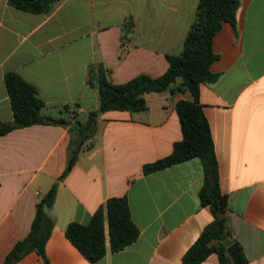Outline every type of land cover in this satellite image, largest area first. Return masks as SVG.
<instances>
[{
	"label": "crops",
	"instance_id": "0c3cea01",
	"mask_svg": "<svg viewBox=\"0 0 264 264\" xmlns=\"http://www.w3.org/2000/svg\"><path fill=\"white\" fill-rule=\"evenodd\" d=\"M199 0H60L48 14H34L0 0V121L13 120L5 75L34 85L42 114L85 122L99 108L87 84L102 63L114 84L139 74L163 75L168 56L179 55ZM135 27L122 46L127 17ZM219 59L215 83L200 87L228 198V225L249 264H264V0H240L235 26L224 23L214 39ZM147 109L110 110L67 169L70 134L59 125H34L0 137V264L30 232L37 203L58 183L49 210L55 227L46 245L49 264H91L66 237L71 222L88 224L112 197H126L140 231L125 249L109 250L95 264H183L188 249L213 220L203 207L202 162L193 158L144 174L143 167L171 154L183 139L177 102L190 92L145 94ZM16 264H44L31 252ZM202 264H220L216 253Z\"/></svg>",
	"mask_w": 264,
	"mask_h": 264
},
{
	"label": "trees",
	"instance_id": "16d2710c",
	"mask_svg": "<svg viewBox=\"0 0 264 264\" xmlns=\"http://www.w3.org/2000/svg\"><path fill=\"white\" fill-rule=\"evenodd\" d=\"M60 0H9V5L18 10L48 14ZM240 0H199L194 21L189 29L179 55L168 56L169 67L159 76L139 74L123 84H114L110 70L102 63L90 67L87 84L97 89L99 108L92 112L87 121L75 119L76 112L66 106L69 119H53L42 114L44 102L39 98L38 89L15 72L5 75V85L9 95L13 120L0 121V137L16 129L34 125H59L68 128L70 142L68 163L63 179L76 164L83 147L90 143L97 132L98 116L110 110L138 112L147 109L146 93L171 90L173 93L190 92L192 100L177 102L183 139L176 142L170 155L144 165V174L154 173L184 161L199 158L202 162L204 182L200 190L203 207H209L213 220L202 230L199 238L183 257V264H202L216 253L220 264H233L227 248L236 243L228 225V198L221 191L219 165L209 122L199 101L200 87L215 83L219 75L211 71V66L219 59L214 51V39L224 23L235 26ZM134 21L127 17L123 25L122 46L131 42ZM58 183L37 203L36 214L29 234L18 241L6 256L3 264H16L31 252H36L44 264H49L46 245L55 227L49 210L55 203ZM106 222L108 225L109 250L118 252L132 245L140 231L135 225L128 199L109 198L100 206L88 224L71 222L66 229V237L90 262L102 260L107 252ZM239 247L240 263L249 264L242 248Z\"/></svg>",
	"mask_w": 264,
	"mask_h": 264
},
{
	"label": "water",
	"instance_id": "95a60500",
	"mask_svg": "<svg viewBox=\"0 0 264 264\" xmlns=\"http://www.w3.org/2000/svg\"><path fill=\"white\" fill-rule=\"evenodd\" d=\"M227 254L231 258L233 264H239L240 263V253H239L238 244L234 243L231 246H229L227 248Z\"/></svg>",
	"mask_w": 264,
	"mask_h": 264
}]
</instances>
